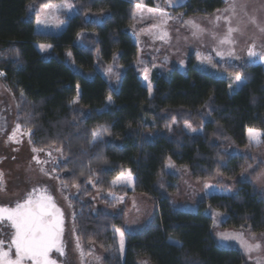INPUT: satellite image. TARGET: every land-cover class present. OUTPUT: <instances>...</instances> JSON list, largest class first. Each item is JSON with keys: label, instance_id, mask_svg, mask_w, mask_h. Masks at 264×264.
I'll list each match as a JSON object with an SVG mask.
<instances>
[{"label": "trees", "instance_id": "1", "mask_svg": "<svg viewBox=\"0 0 264 264\" xmlns=\"http://www.w3.org/2000/svg\"><path fill=\"white\" fill-rule=\"evenodd\" d=\"M59 1L0 0V71L16 106L20 104L17 122L25 125V113L31 112L27 126L33 147L64 151L56 174L64 187L76 190L71 204L81 245L103 250V264H247L240 249L217 245L213 218L205 211L222 213L224 229L264 233V197L251 182H240L231 195H211L196 212L181 211L170 201L179 180L166 165L171 161L187 168L196 181L217 175L235 181L247 161L226 150L232 145L247 148L248 128L264 131V67L251 64L234 70L243 83L230 93L227 80L190 62L186 71L155 75L150 94L138 74V47L131 35L139 0H72L76 14L60 35L36 34L38 8ZM225 5L224 0H188L173 12L210 16ZM36 43L51 45L53 56L44 58ZM115 57L121 75L112 86L99 69ZM184 124L201 132L188 134ZM101 126L110 133L91 145L92 130ZM123 171L135 176L130 194L148 197L155 213L144 230L125 233L122 257L115 230L124 227L123 212H96L88 200L99 193L105 196L101 204L115 210L116 201L107 196L114 193L112 182Z\"/></svg>", "mask_w": 264, "mask_h": 264}, {"label": "rangeland", "instance_id": "2", "mask_svg": "<svg viewBox=\"0 0 264 264\" xmlns=\"http://www.w3.org/2000/svg\"><path fill=\"white\" fill-rule=\"evenodd\" d=\"M188 0H139L135 5V23L131 28L133 42L138 47L136 67L142 85L148 90L151 86L153 91V77L162 74L163 71L173 69L186 71L190 62L203 73L221 78L232 83L237 73L234 71L240 67L261 64L264 67V58L260 56L248 57L247 49L255 42V50L264 52V33H260L258 28L252 25L249 20L255 17L260 26H264V0H235L236 12L226 11L225 7L210 16H183L175 14L173 9L184 5ZM225 1V0H224ZM71 5L69 9L61 7L63 3ZM231 3L232 0H229ZM241 5L244 6L243 11ZM152 11H149V10ZM245 13H247L245 15ZM76 14L72 0H61L58 3H48L41 6L36 11L35 33L47 36H58L67 27V20ZM221 17L219 20L216 17ZM225 17H231V26L238 27L240 32L234 33L236 41L234 45H220L219 40L224 36L229 24L225 22ZM40 23H37V21ZM191 21L192 24L187 23ZM193 24L198 25L203 31L197 32ZM196 32V35L193 33ZM215 37V38H214ZM81 40V35L78 41ZM41 45L45 50H41ZM50 46V47H48ZM37 51L46 59L53 56L52 47L48 44L36 43ZM232 48L235 57L227 55V49ZM224 51L223 58L217 55V51ZM70 52H67V62L72 67L73 61ZM204 57H210L205 60ZM114 61L99 72L115 86L121 75V68ZM111 69V71H109ZM147 77V78H146ZM233 84L229 92L237 90L238 84ZM229 87V85H228ZM150 93V92H149ZM109 103V102H108ZM0 172L4 174L5 191L0 192V206H8L12 202H18L27 192H31L33 187L40 189L38 194H48L53 197L57 207L63 214V234L62 243L65 245V256L60 257L53 252L51 257L57 259L58 264H103L105 253L103 250L92 246L86 250L80 243L84 256L83 260L76 250L77 232L74 225V212L71 204L72 198L76 195V190L64 187L56 174V168L61 155L55 149L45 150L34 153L33 145L29 143V136L24 134V129L17 133L19 143L8 140L17 123V106L13 93L6 87L0 77ZM172 125H175L173 123ZM183 130L188 134H199L200 128L192 125ZM193 129L195 131H193ZM248 138V136H247ZM51 152V156L46 152ZM228 154L241 155L247 161L246 168L235 181H229L217 175L213 180L196 181L193 180L187 168H177L170 161L166 165V171L175 175L178 180V191L170 196L172 205L181 211L196 212L199 204L211 195H231L235 192V186L240 182H251L255 191L264 197V177L258 179L264 173V148H244L237 149L235 146H228ZM37 156L41 161H46L37 165L32 159ZM43 168L50 175L41 173ZM55 169V170H54ZM128 171L122 173L127 175ZM121 175V174H120ZM119 175V176H120ZM118 176V177H119ZM116 180V179H115ZM135 176L131 174V184L117 182L113 185L114 193L107 196L121 197L122 202H116L115 210L101 201L105 196L95 193L88 201L94 205L96 212L105 214H116L123 212L124 227L120 230L124 234L125 252V233H137L148 227L154 217L155 206L152 201L140 194H130L133 192ZM205 184L210 187L205 188ZM69 197V199H65ZM115 201V200H114ZM206 214L213 218L212 234L220 248H238L242 251L247 264H256L259 257L264 264V233L254 234L249 228L224 229L222 222L225 216L208 208ZM239 234L245 240L262 244V250L246 254L241 247L238 239L222 240L220 234ZM115 238L120 256V236L115 231ZM147 264V263H146Z\"/></svg>", "mask_w": 264, "mask_h": 264}, {"label": "snow or ice", "instance_id": "3", "mask_svg": "<svg viewBox=\"0 0 264 264\" xmlns=\"http://www.w3.org/2000/svg\"><path fill=\"white\" fill-rule=\"evenodd\" d=\"M225 3L228 4L226 11H229L234 15L237 7L235 0H232L231 3L229 0H225ZM61 7L64 9H69L71 5L65 2L61 5ZM243 8L244 6L241 5L242 11ZM149 11L152 10L150 9ZM246 14L247 13H245V15ZM220 18L221 17L219 16L216 17L217 20ZM224 19L225 22L229 24V27L227 28L224 36L219 40V44L234 45L236 41L233 38V34L240 32V29L238 27L231 26V17H225ZM249 22L256 26L260 33H264V26H260L257 23L255 17H251ZM37 23H40V21L38 20ZM187 23L192 24L191 21H188ZM193 27L197 29V32L203 31L198 25L193 24ZM196 34V32L193 33V35ZM41 50L44 51L45 46L41 45ZM216 51L218 56L221 58L224 57V51ZM227 55L238 59V57H235V53L231 47L227 49ZM247 55L248 57L260 56L264 58V52H257L255 50V42H253L248 47ZM204 59L210 60L211 58L204 57ZM109 71H111V69H109ZM5 75L6 74L3 71H0V77ZM237 82H240L241 84L243 83L242 77L239 74H237L234 81L229 84V88H232L233 84H236ZM77 87L79 86L77 85ZM149 92L151 94V86H149ZM24 99V93L21 91V103H23ZM77 102L78 100L73 101V103ZM108 102H112L111 96L108 97ZM19 107L20 104H17L18 109ZM17 119L19 120V115ZM24 119L25 125L22 126L19 122L16 123L12 133L8 136L9 141L13 143H19L17 133H20L21 129L24 128V134L29 136V143H32L31 128L27 126L31 120V112H26ZM186 127H190V125H186ZM193 131L195 130L193 129ZM109 133L110 129L105 126L94 129L91 132V140L89 143L91 145H95L97 142H102L103 136ZM247 136L248 147L258 149L261 146H264V139H262V137H264V131L250 127L247 129ZM32 151L34 153H38L45 150L44 148L33 147ZM55 151L59 152L61 157L64 155L62 148H56ZM46 155L50 157L51 152H46ZM32 159L37 165L46 162L41 161L37 156H33ZM40 171L45 175H50V173L46 172V170L43 168H41ZM262 177H264V173H261L260 176H258V179ZM117 182L131 184V172L128 171L126 176L124 173H121V175L113 181V185H115ZM88 183H93L91 178H89ZM71 186L79 190V185L77 183L73 182ZM93 186L95 185L93 184ZM208 187L210 186L205 184V188ZM3 191H5L4 174L0 172V192ZM38 193H40V189L33 187L32 191L27 192L18 202L15 203L14 207L0 206V222L7 221L5 227H10L13 230L11 234L0 230V264H58L57 259H53L51 254L55 252L58 253L60 257L65 256V245L62 243L63 214L60 208L57 207L51 195ZM109 195L111 196L112 193H109ZM65 199H69V197H65ZM113 199L116 202H122L121 197H113ZM115 231L120 236V252L121 255H123L124 234L118 228ZM6 238L10 239L7 249H5ZM220 238L222 240L238 239L246 254L259 252L262 250V244L255 242L254 236L252 238V242L245 240L239 234L222 233L220 234ZM173 243L179 244V242L175 241ZM76 250L79 252L80 257L83 260L84 251L79 243L78 238ZM60 264H63V262H60ZM141 264H146V262L142 261ZM256 264H262V261L259 257L256 259Z\"/></svg>", "mask_w": 264, "mask_h": 264}, {"label": "flooded vegetation", "instance_id": "4", "mask_svg": "<svg viewBox=\"0 0 264 264\" xmlns=\"http://www.w3.org/2000/svg\"><path fill=\"white\" fill-rule=\"evenodd\" d=\"M1 124V123H0ZM2 125V124H1ZM0 125V126H1ZM3 127V125H2ZM16 202H12V204L8 205L7 207H14ZM7 224V221L4 222H0V230H3L5 233H9L11 234L13 232V230L10 227H5V225ZM8 243H10V239L6 238V242H5V249H7V245ZM14 251V250H13Z\"/></svg>", "mask_w": 264, "mask_h": 264}, {"label": "crops", "instance_id": "5", "mask_svg": "<svg viewBox=\"0 0 264 264\" xmlns=\"http://www.w3.org/2000/svg\"><path fill=\"white\" fill-rule=\"evenodd\" d=\"M237 85L239 86L240 85V82Z\"/></svg>", "mask_w": 264, "mask_h": 264}]
</instances>
